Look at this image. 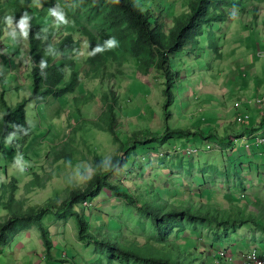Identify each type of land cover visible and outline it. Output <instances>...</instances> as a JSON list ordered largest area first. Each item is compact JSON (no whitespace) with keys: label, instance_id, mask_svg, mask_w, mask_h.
Listing matches in <instances>:
<instances>
[{"label":"trees","instance_id":"trees-1","mask_svg":"<svg viewBox=\"0 0 264 264\" xmlns=\"http://www.w3.org/2000/svg\"><path fill=\"white\" fill-rule=\"evenodd\" d=\"M44 1L49 5L57 4L51 10V16L47 9L36 7L35 0L12 2L16 16L26 18L28 22L29 78L33 83V94L29 100L15 107L1 99L0 157L3 154L6 156V145L10 142H14L10 144L11 148L20 153L23 147L17 145L19 139L25 142L33 136L25 111L29 102L45 104L49 100H60L73 95L77 84L82 82V76L103 84L105 79L116 77L114 72L117 65L122 64L120 67H123V61L126 62V59L128 63H136L138 73L142 77L149 78L153 74L163 87L164 128L161 133L155 132V135L144 136L136 133L129 139L125 138L120 151L124 155L122 158L114 157L104 162L100 157H96L92 178L85 186L71 189L62 205L55 208H52L55 203L49 202L45 209L30 207L23 211L21 207L19 211H13L12 205L18 191L16 185L23 181L15 174L12 178L17 184L10 188L9 201L3 204L11 212V216L5 222H0V251L15 233L32 226L40 232L46 250H52L51 234L43 223L47 215H53L59 220L73 218L79 241L84 246L97 245L108 251L109 263L119 260L121 264H207L198 263L202 255L195 241L180 243L172 239L176 231H185L189 226L198 227L201 223H207L229 237L246 226L264 228V203L246 198L242 191L237 198L225 196L226 200L223 201L221 197L217 200L216 197L192 196L186 191L180 193L168 184L163 185L155 174L133 179L128 175V180L131 179L129 186L122 181L112 183L108 178L112 172L121 169L129 171L130 161L134 159L133 153L139 150L158 151L174 139L192 136V132L179 128V123L173 129L168 127L169 122L175 118L172 112L178 114L179 120L182 118L179 111V91L184 89L183 85L193 84V80L198 79L197 67L208 72L215 60L211 57L218 54L221 58L219 45L210 37L212 29L231 21L233 14L250 0H187L185 5H181L178 13L174 9L175 16L168 29L151 15L152 12H145L137 0ZM158 4L161 5L160 0ZM3 14L4 12H0V28H4L1 22ZM63 28H67V35L60 36L59 33L54 37V32L57 33V29ZM1 33L2 31L0 35ZM76 35L88 44L89 55L84 62L85 66L73 59L74 50L78 49L82 40H77ZM111 40H114L115 44L109 47ZM212 49L215 50L213 55ZM117 52L126 58L119 61ZM3 58L10 60L5 55ZM66 70L70 72L68 80ZM101 95H105L106 99L110 97L107 92ZM107 115L111 121L115 120L117 113L114 106L109 109ZM248 131L253 133L254 129L249 128ZM197 132L202 136V140L208 139V134L202 129ZM244 134L245 131L239 135L244 138ZM226 141L229 146L234 144L232 139L228 138ZM244 142H252L253 145L255 141L251 139ZM257 149H264V146ZM59 156L55 161L68 160L61 154ZM106 190L112 191L115 199L135 207L150 218L157 233L154 241H133L130 247L129 238L132 234L129 235L128 231L135 229H129L127 226L128 230L123 231L125 237L117 234V231L111 233L110 230L92 229L91 219L97 214L92 209V203L104 195ZM225 201L228 203H224ZM250 205L253 206L249 208ZM88 206L93 210L91 218L88 216ZM216 255L215 259L221 263L229 261L221 255ZM96 256L97 261H103L98 253ZM105 262L103 264H109L106 260Z\"/></svg>","mask_w":264,"mask_h":264},{"label":"rangeland","instance_id":"rangeland-1","mask_svg":"<svg viewBox=\"0 0 264 264\" xmlns=\"http://www.w3.org/2000/svg\"><path fill=\"white\" fill-rule=\"evenodd\" d=\"M11 1L15 2V0ZM137 1L142 4L145 12H152L151 15H154L158 22L164 24L168 29L172 25L173 16H175L174 9L178 13V11L181 10V5H185V1L187 0H160L161 5L158 4L159 0ZM255 1L258 4H264V0ZM34 5L36 7L40 6L41 8L43 7V9H47L50 16L52 15L51 10L53 7L57 6V4L49 5L44 0H35ZM167 6H170V8L168 9ZM259 12H264L263 5L260 7ZM58 21L59 20H57V22ZM229 23L230 22L227 21L224 24V27ZM257 24H261V22L257 20ZM2 25L4 29H8L6 23L2 22ZM50 27H52V25H50ZM67 28L57 29L59 31L57 33L53 31L55 33L54 37L56 34L58 36L59 33L60 36L67 35ZM89 29L92 30L90 27ZM230 37L231 33L218 37V43H215L219 45L220 52L224 50L222 49L224 45L226 50L231 44L229 42ZM57 39H59V37H57ZM83 40L84 39L81 40L78 49L74 50L73 59L85 66L84 62L89 55V48H84L82 43ZM214 40L215 39H213V41ZM237 40L238 39L234 38L235 42H237ZM4 45V41L0 40V80L7 79L9 84H11V82H18V78L21 77L19 79L21 87L18 86L14 92L6 95V100L10 101V103L16 98L17 100L13 105L18 106L19 104L26 102V100H29L32 96L31 94V96L28 97V93L30 92L29 87H32L33 85L32 80L29 78L30 60L28 56H22V59H20L21 67L17 70L16 63H13L12 59L7 60L3 58L2 52H4ZM225 50L223 52L226 54ZM228 51L231 54V58L228 60L229 63L236 64L238 61L236 54L241 53V50H237L230 46ZM213 54H215V50L212 49L211 55ZM218 56V54L214 55L215 60L219 58ZM117 58L121 61L126 57L117 52ZM226 59L224 58V61H226ZM123 63L125 64H123V67H120L122 64H120V66L117 65L114 72L116 77L105 79L106 81L103 84L99 81H91L87 76H82L81 83H83L84 86L79 87L78 84L74 96L60 99L58 100L59 103L51 102V100H49L46 104L50 107L44 112V109L38 110L36 107L39 106L37 101H32L27 104V108L30 109L27 111L28 117H26V119L28 118L27 123L31 127L33 136L27 138L25 142L22 141L21 138L19 139L17 145L23 147V150L19 151L20 153L14 148H11L10 144L12 145L14 142H10V144L6 145V156L3 154V156L0 157V190L3 191H0V222H5L8 217L11 216V212L6 209L3 204H7L9 201L10 188L14 186V184H17L11 177L14 172L16 175H19V177L22 178L20 180H23L24 182L16 185L18 191L12 205L13 211H19L21 207L23 208V211H27L30 207L45 209V206H47L49 202L55 203L52 207L55 208L62 205L61 203L64 201V198L67 197L68 192L71 189L85 186L87 181L92 178L94 175V161L96 157H100L104 162H108L114 157L122 158L124 155L123 153H120V151L125 138L129 139L136 133H141L144 136H147L148 134L155 135V132L160 129L163 123L162 107L164 103L161 84L155 79L153 74H151L149 78L142 77L138 73L136 63L132 61L128 63L127 59L126 62L123 61ZM248 63L250 66L244 75L246 76L243 85L244 89L251 92L252 86L258 87L259 84L262 85L264 89V74H261L260 82H257L256 84L249 83V81L252 80L251 71L253 70V67L256 68V65H252V62L249 59ZM260 63L264 64V61H260ZM174 69L177 72L175 67ZM203 69L204 68L197 67V72H200L198 73L200 75L197 76L200 78L196 82L202 86L210 81L208 77H205L206 71ZM66 72L68 73V80L70 72L69 70H66ZM241 80H244V78ZM4 85V83L0 84V95L5 92ZM104 92L110 94L108 99L104 98L105 95H101ZM234 97L237 98L239 96L235 95ZM256 98V95H253L249 97L248 100L250 101ZM82 99L87 100L82 101ZM263 99L264 97L259 100ZM86 101H88L87 105L84 106L79 116V114L76 113V110L79 109L82 102ZM245 102L246 101L239 102L242 105L241 108H244V106H250L248 104L250 102ZM67 103L68 106L65 107ZM60 104H64V108H66L61 117L60 115L56 116L57 118L60 117L56 120V123L62 124L63 126L61 128L59 125H56V127L54 126L53 123L55 118L54 115H52V113H54L53 108L57 107L58 109ZM231 104H234L233 101ZM227 105L228 108L232 109V105ZM113 106L120 117H115L112 126L109 124V127V125H106L107 120L105 117L107 114L104 117V112L108 113L109 109ZM0 107H2L1 99ZM43 108L46 107L44 106ZM125 110L127 113L124 112ZM33 112L34 114H32ZM84 113H89L87 115L88 118L84 117ZM231 113L232 117H237L234 112ZM1 114L2 112L0 110V118ZM172 116L175 118L168 124L170 129H173L174 126L177 127L176 125L179 121L177 113L172 112ZM205 117L206 116H199L197 120H201L203 125L208 124L204 120ZM87 120L94 122L97 121V127L95 130H87V127L90 125ZM250 122L241 127L242 132L244 130L247 132L244 136H253L256 134L255 132L252 133L248 131L249 128L252 129ZM103 125L106 126V129H102ZM214 125L217 128L220 124L219 122H216ZM203 128H206V126ZM204 133L207 134L208 132L204 131ZM150 151L151 153H146L139 150L137 153H133L134 159L133 161H130L129 171H127V169L126 171L121 169L112 172L108 176L109 180L112 183H121L122 181L129 186L130 181L133 178L147 177V175H152V173L154 174L157 173V171H160L161 179L167 177L168 182L172 186H175V184L178 183L181 186H190L195 192L198 191L196 189V178L194 176L195 173L200 172V170H198L200 167L199 162L201 161L200 157H189L182 152V149H176L169 153H159L154 150ZM59 154L67 157L68 160H62L59 162L55 161L56 157H60ZM165 164L166 167H164ZM161 167L164 168L160 170L159 168ZM32 174L33 176H31ZM128 175L131 176V179L129 180ZM231 178L234 181L236 178L240 177L237 172H231ZM31 180L33 185H31ZM3 183H5L6 186H4ZM164 183H167V181H164ZM246 195L249 196V192H246ZM261 197L264 199V194H262ZM189 201L192 200L189 199ZM261 201L264 203V200ZM224 203L227 204L228 201H225ZM252 206L253 205H250L248 207L251 208ZM88 207L89 217L93 213V210L97 212V214L91 219L92 229L94 231L95 229H98L97 231L110 230L111 233L117 231V234L125 237L123 231L125 232V230H128L127 226L129 229H135V231L132 232L128 231L129 235L132 234L131 238H129L130 247L132 246L133 241L150 242L154 241L157 236L154 226L148 216L140 213L135 207L129 206L126 203L115 199L110 190H106L104 195L96 198L94 203H92L93 210L90 206ZM98 215L101 216L97 218ZM46 221L47 219L45 222ZM58 222L65 224L66 238L68 240V244L66 245L68 246V252L65 250L62 251L61 249H55L54 251L55 254L60 253L62 255V260L58 261H67L69 264L71 261H74L73 263L75 264H80V261H82V264L85 261H96L97 263L95 264H103L106 260L107 263H109L108 251L99 248L97 245L92 247L84 246L83 243L79 241L78 232L75 231L76 222L73 218L68 217L63 221ZM119 227H122V229ZM63 237L64 235H62V239ZM172 239L180 243L187 240L195 241L202 255V258L198 263L243 264L244 259L247 256L246 254L252 251H257L264 256V228H260L259 226H246L238 229L229 237H226L224 236L223 231L214 227L212 228L207 223H201L198 227L189 226L185 231H176ZM56 240L59 242L58 238H56ZM53 247L52 242V250ZM52 250L50 251L52 252ZM50 251H47L45 248V255L48 258L51 257ZM73 252L76 255L73 258H70L68 254L71 255ZM96 252L103 261H97ZM222 252L228 254L227 259L229 261L221 263L219 260L215 259V256H217L216 254L220 256ZM115 261L117 262H111L109 264H121L119 260ZM84 264H86V262Z\"/></svg>","mask_w":264,"mask_h":264},{"label":"crops","instance_id":"crops-1","mask_svg":"<svg viewBox=\"0 0 264 264\" xmlns=\"http://www.w3.org/2000/svg\"><path fill=\"white\" fill-rule=\"evenodd\" d=\"M12 2L13 1L11 0H0V3H2V6L0 5V12H4L1 22L6 23L8 28H0V32L2 31L0 40L5 43L2 55L12 59L13 63H16L15 65L18 70L21 67L20 59H22V56H28L29 54V39L27 36L28 22L26 18H19L16 16L15 7H13ZM262 5L264 10V4H258L255 0H251L240 7L238 11L233 14V19L231 17V21H229L230 23L226 27H224V25L222 27H213L210 37L215 39L214 42L218 41L219 36L231 33V37L229 39L231 44L226 48V50L224 48L225 45L222 47L226 54L223 52L224 50L221 51V56L223 53L221 59L218 58L213 60L211 69L208 72H205V77H208L210 80L209 83L202 86L196 82L199 78H195L193 80V84L183 85L184 89L179 91V111L182 116V118L178 121L179 128L192 132V136L184 137L182 139H174V141H171L169 145L157 151L159 153H169L176 149H200L202 153L197 156L201 158V161L199 162L200 167L198 168L200 172L195 173L194 176L196 178L195 185L198 191L195 192L190 186H181L178 183H176L175 186H172L168 182V178L164 177L161 179L160 171H157V173L154 174L161 180V183L163 184L164 181H167V183H164L163 185L168 184L179 192L186 191L188 194H192V196L199 198L216 197L218 200V197H221L223 200H226L225 196L237 198L242 191L246 198L253 201L264 200L261 197V195L264 194V149H257V147L248 149V146H252V142L246 143L243 141V138L239 135L242 132L241 126H239L236 121L238 117L246 115L251 116L252 120L250 125L256 133L253 136H257L259 133L264 132V109L261 110L254 104L252 106H244V108H240L238 110L235 107L234 111L235 104H240L239 102L241 101L255 103L257 100L264 97V89L260 84L258 87L252 86L251 92L245 90L243 87L244 81L246 80V76L244 75L250 66L248 59L252 62V65H256V68L253 67V70L251 71L252 80L249 81L250 84L260 82V77L262 76L261 74H264V64L260 63V61H264V12H259ZM257 20H259L261 24H257ZM22 21L24 22L23 31L20 28ZM75 38L82 39L81 37L79 38L78 35H76ZM234 38L238 39L237 42L234 41ZM82 43L84 48L87 49L88 44L86 40ZM230 46L236 48L237 50H241V53L236 54L238 59L236 64L229 63L228 61L231 58V54L228 51ZM213 58L214 55L211 59ZM224 58H227L226 61H224ZM20 78H18V82H11V84H9L7 79L0 80V84H5V92L0 95V99L8 102V104L12 107L15 106L13 104L17 99L14 98V100L11 101V105L10 101L6 100V95L14 92L18 86L21 87V84H19ZM242 78H244V80H241ZM78 84L79 87L84 86L83 83ZM77 86L75 88V93L69 96H74L76 94ZM29 90L30 92L28 93V97L33 94V85L32 87H29ZM235 95H238L239 97L236 98L234 97ZM253 95H256L257 98L253 99L254 101H249L248 98ZM85 100L87 99H82V101ZM232 101L234 104H231ZM51 102L59 103L58 100ZM87 102L88 101L82 102L79 109L76 110V113H78L79 116L84 106L87 105ZM68 103L65 107L68 106ZM227 104L232 105V109L228 108ZM44 106L46 108H43ZM36 107L38 110L44 109V112L50 106H47L45 103L41 105L39 104V106ZM26 109L25 111L27 116V111H29L30 108H27L26 105ZM53 109L54 113H52V115H54L55 118L53 124L55 127L56 125H59L61 128L63 125L57 124L56 120L64 114V110L66 108H64V104H60L58 109L57 107ZM0 110L2 112L1 107ZM124 112L127 113L126 110ZM231 112H234L237 117H232ZM32 114H34V112ZM88 114L89 113H84V117L88 118ZM57 115H60V117L57 118ZM113 116L115 117V115ZM118 116L120 117V115L117 114V117ZM199 116H206L204 120L209 125H203L201 120H197ZM105 118L107 120L106 125L113 124L114 120L111 121L109 115ZM88 122L90 125L87 127V130H95L97 126H94V124H97V121ZM162 122V126L158 131H156V133L162 132L164 128V121L162 120ZM216 122H219L220 124L217 128L214 125ZM205 126L206 128H203ZM102 129H106V126L103 125ZM200 129L208 132L207 140H202V136L198 134L197 131ZM228 138H232V140H234L233 145L229 146L226 144V140ZM238 138H240L239 142H237ZM234 145L235 147H232ZM146 153H151V151H146ZM164 167H166V164ZM164 167L159 169L161 170ZM230 171L232 173L237 172L240 178H236L233 181ZM15 174L16 173L14 172L11 177ZM246 192H249L250 195L247 196ZM46 219L47 221L45 222ZM58 221H63V219L57 220V218L53 215H47L43 219V223L49 228L54 246L50 258L45 255V247L42 242L40 232L36 227L32 226L28 229L15 233L11 237L8 244L0 251V264H69L67 261H58L62 260V255L60 253H54L55 249H61L62 251L65 250L68 252V246H66L68 244V240L66 238L65 224ZM75 231L77 232L76 228ZM62 235H64L63 239ZM56 238L59 239V242H57ZM75 255L76 254L74 252L71 255L68 254L70 258H73ZM73 262L74 261H71L70 264H75ZM85 262L86 264L97 263L96 261ZM80 264H82V261H80Z\"/></svg>","mask_w":264,"mask_h":264},{"label":"built area","instance_id":"built-area-1","mask_svg":"<svg viewBox=\"0 0 264 264\" xmlns=\"http://www.w3.org/2000/svg\"><path fill=\"white\" fill-rule=\"evenodd\" d=\"M250 106L252 105H257L261 110L264 109V99L263 100H258L255 103H248ZM242 107L241 104H236V109H240ZM251 120L250 116H241L237 118V123L239 124V126H244L247 123H249ZM244 141H249L251 139H253L254 144L252 146H248V149H252L253 146L257 147V148H261L264 146V132L257 135V136H244ZM237 142H239V140H237ZM210 149V148H209ZM183 153H185L187 156L189 157H197L199 156L200 153H202V151L200 149H195V148H187L185 150L182 151ZM247 256L244 259L243 264H264V257H262L260 255V253H258L257 251H252V252H248L246 254ZM221 256L223 258H228V254L225 252L221 253ZM228 260V259H227Z\"/></svg>","mask_w":264,"mask_h":264},{"label":"clouds","instance_id":"clouds-1","mask_svg":"<svg viewBox=\"0 0 264 264\" xmlns=\"http://www.w3.org/2000/svg\"><path fill=\"white\" fill-rule=\"evenodd\" d=\"M20 28L23 31V29H24V22L23 21L20 24ZM114 44H115L114 40L109 41V47H112Z\"/></svg>","mask_w":264,"mask_h":264}]
</instances>
